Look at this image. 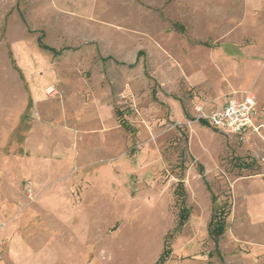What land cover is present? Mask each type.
Returning <instances> with one entry per match:
<instances>
[{"label":"rangeland","instance_id":"rangeland-1","mask_svg":"<svg viewBox=\"0 0 264 264\" xmlns=\"http://www.w3.org/2000/svg\"><path fill=\"white\" fill-rule=\"evenodd\" d=\"M247 93L264 0H0V264H264V127L193 117Z\"/></svg>","mask_w":264,"mask_h":264},{"label":"built area","instance_id":"built-area-1","mask_svg":"<svg viewBox=\"0 0 264 264\" xmlns=\"http://www.w3.org/2000/svg\"><path fill=\"white\" fill-rule=\"evenodd\" d=\"M194 119L198 122L233 135L258 133L264 127L262 115L252 94L230 95L220 106L207 110L203 105L193 107Z\"/></svg>","mask_w":264,"mask_h":264},{"label":"trees","instance_id":"trees-1","mask_svg":"<svg viewBox=\"0 0 264 264\" xmlns=\"http://www.w3.org/2000/svg\"><path fill=\"white\" fill-rule=\"evenodd\" d=\"M51 49V48H48ZM52 50V49H51ZM201 124H205L204 122H200ZM200 169L202 170L201 166ZM212 202H215V197L212 195ZM227 215V210H224L219 207L213 208L211 221H210V231L211 233H214L216 236L220 235L222 233V230L225 226V216Z\"/></svg>","mask_w":264,"mask_h":264}]
</instances>
